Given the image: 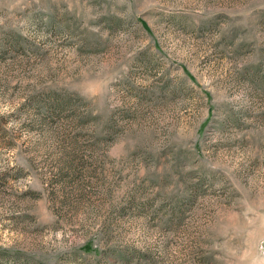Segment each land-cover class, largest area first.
I'll use <instances>...</instances> for the list:
<instances>
[{
  "label": "rangeland",
  "instance_id": "rangeland-1",
  "mask_svg": "<svg viewBox=\"0 0 264 264\" xmlns=\"http://www.w3.org/2000/svg\"><path fill=\"white\" fill-rule=\"evenodd\" d=\"M0 264H264V0H0Z\"/></svg>",
  "mask_w": 264,
  "mask_h": 264
}]
</instances>
